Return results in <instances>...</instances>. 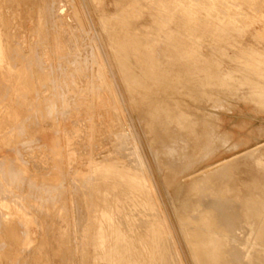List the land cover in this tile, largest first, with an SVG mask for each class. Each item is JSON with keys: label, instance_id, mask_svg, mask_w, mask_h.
I'll use <instances>...</instances> for the list:
<instances>
[{"label": "rangeland", "instance_id": "rangeland-1", "mask_svg": "<svg viewBox=\"0 0 264 264\" xmlns=\"http://www.w3.org/2000/svg\"><path fill=\"white\" fill-rule=\"evenodd\" d=\"M228 28L240 35L238 47L223 43ZM223 47L240 54L239 63ZM263 47L264 0H0V222L12 209L35 238L42 219L104 229L110 188L99 186L95 171L123 127L180 263L193 264L177 216L182 201L234 196L264 203V168L242 155L264 160V99L244 85L264 80ZM215 49L218 60L210 55ZM231 63L246 68L240 66L234 94L221 82ZM217 99L221 106L213 105ZM75 128L68 160L63 138L61 151L55 143ZM25 214L31 218L22 220ZM10 235L0 234V264L19 263ZM46 261L38 254V264Z\"/></svg>", "mask_w": 264, "mask_h": 264}, {"label": "bare ground", "instance_id": "bare-ground-1", "mask_svg": "<svg viewBox=\"0 0 264 264\" xmlns=\"http://www.w3.org/2000/svg\"><path fill=\"white\" fill-rule=\"evenodd\" d=\"M227 32L228 36L223 43L230 47H238L240 35H235L231 28H228ZM201 35L204 34L201 33ZM211 37L208 38L210 39ZM203 38L205 39V37ZM223 50L225 52L223 55L229 58L230 61L239 63V59L242 58L240 54H228L224 47ZM239 51L251 54L256 53L257 50L241 46L239 47ZM218 52V49H215V51L211 50L210 55L217 59ZM200 56L203 58L202 55ZM201 57L200 59H202ZM1 61H3V59H0V68L2 66ZM130 62L131 61H129V63ZM231 65L226 67L229 80H222L221 82L226 84L227 87L232 90V94H234L233 90H238V84H240L236 75L242 74V67L240 69V64ZM8 66L11 67L10 65ZM242 66L245 68L244 64ZM258 68L257 70H259ZM141 73L144 74V72ZM160 73H162V71ZM261 75L264 76V73H261ZM74 84L77 85L76 82H74ZM165 84L166 83L163 85ZM186 85H189V83ZM244 85L249 88V96L254 97L256 100L264 99V80L248 78ZM147 94L149 93L147 92ZM239 98L245 99V97ZM142 99H145V97ZM218 101L219 99L213 102V105L221 106V104H218ZM256 104L260 107L263 106L260 102ZM209 125L214 127L208 120V126ZM125 131L123 127L118 130L116 133L117 137L114 141L115 147L112 153L108 155L106 162L97 167L95 171L99 186L110 188V190L107 189L109 196L104 201L107 207L104 212V229H100V227L96 225L93 227L81 222H77L74 225L69 223L64 224L62 222L56 224L55 221L44 223L42 219L41 222L36 225L37 236L35 238L30 229L31 226H22L20 223L23 222L14 219V210L8 209L7 213L4 212L5 218H3V223L0 222V234L6 236L7 234L12 235L13 243L18 248L15 254L19 255L20 264H38V254L40 253H46V264H182L180 263L181 260L177 250L171 244L170 234H168L170 231L166 225L165 219L161 215L159 201L156 197L155 189L152 188L153 185L148 177L144 161ZM76 137L78 138L76 128L72 132L66 130L63 132L62 136L57 138L56 145L54 144L57 152L59 150L61 151L59 143L60 139L62 140L63 138L66 143L65 149L70 155L68 156V160L73 159L75 156L76 150L73 143ZM219 140L224 144L226 137L221 136ZM242 155L248 157V159L250 158L256 166L264 168V160L262 161L260 158L251 157L250 153L247 152ZM260 155L264 157V152L261 151ZM38 161L41 164L45 163L42 160ZM226 173L227 172L224 174V179ZM225 183H227V181ZM225 183H222L220 187L225 186ZM204 185H207L206 187L211 185L212 188H218L219 186L208 182H200L197 187ZM104 187L102 190L105 189ZM215 192L220 193L219 191ZM195 195L194 193V196ZM177 211L179 225L188 246L193 264H264L263 202L246 198L242 200L234 196L222 198L213 196L208 199H198L195 196V201L190 205L182 201ZM61 214L60 218L64 220V218L67 217V213L63 210ZM37 215L40 218L43 217L41 214L39 215L37 213ZM24 216V218H21L22 220H26L29 217L31 218L30 214H25ZM1 243L7 245L6 242ZM6 253L11 252L6 251ZM11 255L8 254L5 257L8 258ZM55 258L57 259L55 260ZM8 264H10V262Z\"/></svg>", "mask_w": 264, "mask_h": 264}]
</instances>
